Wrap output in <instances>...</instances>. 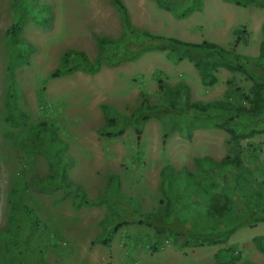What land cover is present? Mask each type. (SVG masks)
<instances>
[{
    "label": "rangeland",
    "instance_id": "obj_1",
    "mask_svg": "<svg viewBox=\"0 0 264 264\" xmlns=\"http://www.w3.org/2000/svg\"><path fill=\"white\" fill-rule=\"evenodd\" d=\"M121 1L137 30L189 42L208 40L231 47L244 28L247 40L237 44V52L253 57L259 54L264 38V0L248 5L230 0H202L200 9H192L185 17H177L159 6L156 0ZM167 1L179 4L186 0ZM39 3H50L54 18L48 28L32 21L24 25L22 36L34 43L36 50L29 62L15 70L21 90L19 105L27 111L32 123L53 124L57 137L66 145L64 154L73 159L68 170L70 181L84 188L93 199L105 194L110 176H118L121 195L134 198L139 209L148 212L158 210L164 198L160 173L165 165L202 175L204 172H200L195 157L208 156L218 161L240 151L241 168H206L207 174L215 178L216 187L209 194L202 189L201 194H212L216 198L222 197L221 193L230 194L236 199L234 210L245 213L248 209L246 220H251L237 226L226 242L217 245L187 246L184 242H191L189 236L169 235L158 241L152 228L137 222L123 225L109 245H105L96 237L103 231L100 221L109 213L107 204L75 210L71 193L63 189L47 193L30 187L27 202L47 225L39 229L34 242L45 249L48 264H210L225 260L230 264H264V253L256 249L252 240L264 237V222L253 221L264 216V118L249 124L245 130L255 128L261 132L242 139L238 147L227 143L226 131L210 125L195 128L190 138L174 131L163 142L158 118H150L139 134L131 121L141 106L143 91L148 92L151 103H162L157 94L158 71L166 74L165 80L170 84L184 80L190 87L191 101L222 100L228 88L239 86L247 90L252 81L241 72L220 67L215 72L217 82L204 84L191 62L177 61L168 51L159 49L116 65L103 62L94 74L76 71L48 78L50 71L59 65V57L65 49L77 48L92 58L99 51L97 35L118 39L124 29L113 0H39ZM12 22L10 0H0V229L7 227L9 190L17 176L21 173L29 180L34 174L44 176L50 172L44 155L25 156L14 146L9 133L17 130L3 120L9 52L3 34ZM249 71L253 76L264 75V70L254 62ZM230 80L232 84L228 83ZM40 95L46 101L44 107L40 104ZM102 105L112 110L118 126L123 129L121 135L108 138L98 132L106 120ZM192 178L185 174L181 179L185 190L187 184H193ZM185 195L184 204L189 199ZM56 199L58 203H54ZM245 202H249L247 208L243 205ZM152 244L157 249H152ZM215 253L218 258L214 257ZM0 264H6L1 246Z\"/></svg>",
    "mask_w": 264,
    "mask_h": 264
},
{
    "label": "trees",
    "instance_id": "obj_2",
    "mask_svg": "<svg viewBox=\"0 0 264 264\" xmlns=\"http://www.w3.org/2000/svg\"><path fill=\"white\" fill-rule=\"evenodd\" d=\"M156 1L159 6L170 10L177 17H185L192 12V9H200L202 3V0H186L179 4H169L167 0ZM230 1L238 5H248L259 4L263 0H244V3L240 0ZM113 2L120 14L124 34L118 39L97 35L99 51L92 58L83 50L65 49L59 57V65L50 71L48 78L66 76L76 71L94 74L100 70L103 62L116 65L123 61L135 60L146 51L165 50L177 61L186 59L191 62L204 84L213 85L217 82L215 72L220 67L232 72H241L252 83L247 90L239 86L228 88L222 100L191 101L190 87L184 80L170 84L165 80L166 74L158 71L157 94L162 98V103H151L147 98L148 92H142L141 106L131 118L138 134L152 117L158 118L161 122L163 142L174 131L182 137L190 138L195 128L210 125L226 131L227 143L238 147L242 139L261 132L255 128L245 129L258 118H264V75L253 76L249 71L253 62L264 70V38L260 42L258 56L253 57L238 53L236 50L240 41L247 40V31L244 28L237 34L231 47H224L208 40L189 42L143 29L137 30L130 21L124 3L121 0H113ZM10 5L13 10V22L3 34L9 50L5 68L3 120L17 130L15 133H9L14 146L25 156L44 155L50 172L44 176L34 174L29 180L20 173L9 190L7 227L0 229V246L6 255V264H48L45 249L34 242L39 229L47 225L42 223L37 212L27 202L30 187L47 193L59 189L71 193L73 195L71 205L75 210L82 206L107 204L110 210L101 219L103 231L96 237L98 242L105 245H109L114 234L130 222L152 228L158 241L169 235L189 236L191 242L188 240L184 244L197 246L222 244L234 233L237 226L251 221L246 220L248 209L245 213L234 210L236 199L230 194L221 193L220 198L212 197V194L210 196L201 194L202 189L205 194H209L210 190L216 187L215 178L207 174L206 168L220 170L232 166L239 169L243 163L238 155L240 151L232 157L225 156L218 161L208 156L195 157L194 162L200 168V172H204L202 175H199V172L177 170L169 164L165 165L160 173L162 177L160 190L164 198L160 200L158 210L148 212L140 210L134 198L121 195L118 176H110L105 194L93 199L87 195L84 188L71 182L68 178V170L73 159L64 154L66 145L57 137L52 123L31 122L27 111L19 105L21 90L15 77L16 68L29 62L31 54L36 50V45L22 36L24 25L32 21L40 27H50L54 18L51 4L39 3V0H10ZM110 52L113 54H109ZM228 83L232 84V81ZM45 103L44 97L40 95L41 106L44 107ZM102 107L106 120L98 132L108 138L121 135L123 129L118 126L112 110L106 105ZM60 148L62 151L59 150ZM185 174L194 177L193 184H187L186 190L181 180ZM184 195L189 198L186 204L182 202ZM58 202V199L54 200V203ZM111 203L115 205L114 208ZM248 204L249 202L243 203L245 208ZM192 215L195 218H191ZM253 221L264 222V216L256 217ZM252 240L256 249L264 253V237H253ZM151 248L157 249L155 244H152ZM214 257L218 258V253H215ZM229 262L225 260L222 263L210 264H230Z\"/></svg>",
    "mask_w": 264,
    "mask_h": 264
}]
</instances>
